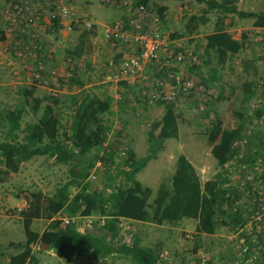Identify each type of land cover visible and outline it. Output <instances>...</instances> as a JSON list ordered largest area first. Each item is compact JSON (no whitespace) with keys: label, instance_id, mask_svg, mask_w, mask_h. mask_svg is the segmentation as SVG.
Listing matches in <instances>:
<instances>
[{"label":"rangeland","instance_id":"1","mask_svg":"<svg viewBox=\"0 0 264 264\" xmlns=\"http://www.w3.org/2000/svg\"><path fill=\"white\" fill-rule=\"evenodd\" d=\"M154 1L168 7L164 24L170 39L181 38L202 56L203 64L200 73L207 91L205 92L206 99L203 101L204 110H198V98H191L176 105L179 115L178 138L165 139L157 152V158L151 159L136 174V177L144 185L153 188L154 193L151 201H153L161 183H170L177 158L182 153L188 158L194 156L193 158L204 160V164L207 166L206 172L204 173L199 168L203 182L215 178L221 171L228 177L230 171L239 168L241 157L238 161L234 158L225 167H220L212 155V147L207 139L214 119H221L222 126L225 128H234L241 123L240 113H243L244 135L247 139L251 138L252 141L250 148L245 144L244 150L240 151L241 148L239 149L244 154L248 151L252 156L258 154V147L264 141V113L258 116L257 110H254L249 103V100L255 98L257 94V83L264 78V30L256 33L255 29L257 28H253L254 19L240 18L235 13L210 9L206 0H150L148 6L153 10ZM234 1L240 9L264 12V0ZM70 2L73 1L70 0ZM77 2H79L78 5L80 4L79 7H77ZM74 3L79 15L78 20L65 21L60 26L63 28L60 31H58L60 28L57 31L50 28L51 32L47 34L44 27L42 32L35 31L33 28L24 33L14 31L17 47L4 48L0 44V56L5 54L15 61L8 65V68L6 67L5 76H0V109L3 111V116L0 117V141L8 139L9 111L18 107L23 108V115L20 119L21 129L16 131L19 133L18 140L24 136L23 128L26 123L39 119L42 109L38 113H34L30 106L25 104L21 94L22 87L33 85L36 86L35 96L44 98L42 108L47 103L46 97H59L60 103L56 106V110L62 123L61 131L67 130L68 134L63 137L66 144L69 145L70 142L66 139L71 133L70 127L74 114V106L70 98L71 95L79 92L82 86L75 84L70 86L68 78L71 74H68V66H76L74 70L79 76L87 80V84L92 83H89L90 85L86 88L102 97H109L112 103L111 112L106 115V119L111 123L107 140L100 149L93 150L91 154L102 155L108 146L113 145L117 149V158L115 157L116 161L114 162L116 165L109 168L110 166L106 167L101 160H98L89 176L92 188L107 194L111 191L112 184L123 182L122 176L118 173L120 168L125 165L119 156H126L128 148L135 151L137 158H141L149 152L152 142L149 140L148 133L152 124L164 115L165 104L145 101L139 97L136 89L130 84L120 85L118 81L109 78L114 72V68L108 64L109 60L115 57L113 46L108 47L111 45L112 38L109 37L106 40L101 29H97L96 24V28H93L96 34H91L85 44L86 58L83 61V69L80 68V64H77L79 58L70 51L77 45L81 31L88 28L85 23L88 14L90 13L92 18L98 22L104 20L102 22L104 25L126 17H121L117 4L109 7L102 5L101 0H92L91 4L88 0H75ZM106 11L112 12L113 15L108 19H103ZM193 16L197 19V22L195 21L197 30L189 33L187 26H194V23L191 22ZM97 17L98 19H96ZM55 24L53 22L52 26ZM219 25L226 27L232 36L241 37L243 32L246 33L248 44L240 53L232 56L228 62L219 67V80L208 82L211 67L216 64V59L214 56L211 64L206 63L204 37L216 30ZM101 26L103 25L101 24ZM99 36H101L100 39ZM95 38L97 41L93 42L92 40ZM38 40L41 43L44 40L50 46L33 48L34 45H29L26 48V43L32 44ZM19 41L22 42V47L19 46L21 45L18 44ZM26 51L29 52L27 55H25ZM94 56L100 59L98 69L94 66ZM69 57H73L75 60L70 61ZM59 58L62 59L60 64L57 62ZM39 62H43L48 68L43 70L48 79L47 83L29 77L32 70H38ZM114 62L116 61L114 60ZM28 66L33 69L30 70ZM248 83H253L250 89ZM159 130L160 128L155 130V135ZM9 140L12 139L9 138ZM261 156L256 155V158L249 162L252 167H256L258 173L264 171V159L261 163L258 160V157ZM109 174L112 177L116 176L114 182L108 177ZM69 179H71L69 164L58 163L54 157L48 155H37L23 162L18 172L11 173L5 181L0 182V253L3 255L1 262L4 261L2 264H8L10 256L21 251V248L15 245L26 239L24 217L33 205L30 199L31 193L41 192L44 197H49ZM256 183L257 186L261 185L259 179H256ZM246 186L247 184L239 189L241 191L239 201L242 205H245L249 200V192L244 188ZM76 191V189H72V194ZM66 215L68 212L64 209L55 218L59 219ZM93 220H95V222L92 221L93 227L83 226V229L88 233H102L105 237H110L102 227L104 221L99 222L100 218L96 216ZM84 222L85 219H79L80 224ZM48 224V219L39 218L34 220L32 228L43 232ZM123 224L120 239L132 243L133 239L139 236L144 246L160 245L161 260L166 263L203 264L205 261V264H246L239 252L240 235L226 225H221L214 234H197V220L193 218H184L176 225L171 223L159 225L129 219H125ZM31 249L33 257L27 264H133L130 257L119 253L99 258L86 253L76 255L71 262H68L55 249L42 250L38 244H32ZM247 263L264 264L263 261Z\"/></svg>","mask_w":264,"mask_h":264},{"label":"trees","instance_id":"2","mask_svg":"<svg viewBox=\"0 0 264 264\" xmlns=\"http://www.w3.org/2000/svg\"><path fill=\"white\" fill-rule=\"evenodd\" d=\"M139 1L147 5L150 2V0ZM206 1L210 9L235 13L240 18H252L254 26L264 27V12L240 9L234 0ZM153 6L161 17L166 16L167 6L160 5L157 1L153 2ZM195 21L197 22L196 17H191L194 26H187L189 33L197 30ZM55 23L51 28L57 31L62 25L57 18ZM91 34H96L93 28L81 31L77 45L70 51L75 57L80 58L84 54L85 44ZM5 38V34L0 36L1 40ZM204 38L206 63L211 64L214 56L216 59V64L211 67L208 81L214 82L220 79L219 67L245 48L247 35L243 32L241 38H235L226 27L219 25ZM75 68L76 66L71 69L68 82L70 86L75 84L82 87L70 98L74 106V114L71 133L66 139L70 142L69 145L63 137L68 134L67 130L61 131L62 123L56 110V106L60 103L59 97H46L47 103L42 108L44 98L35 96L36 86L21 88L25 104L30 106L34 113L42 109L37 121L26 123L21 140H18L19 133L16 131L21 129L20 119L23 108L18 107L9 111L8 139L0 141V182L5 181L11 173L18 172L23 162L37 155H48L54 157L58 163L69 164L71 179L60 185L49 197H44L41 192L31 193L30 199L33 205L24 217L26 239L15 245L20 247L21 251L11 255L8 264H27L31 261L32 244H38L42 250L55 249L68 262H71L76 255L86 253L95 258L119 253L130 257L133 264H170L161 260L160 245L144 246L139 236H136L132 243L120 239L121 219L176 225L184 218H193L197 220V234H214L221 225L237 231L245 224L251 212L239 201L241 191L230 184L231 173L227 177L221 171L215 178L203 182L192 161L182 153L177 158L170 183L159 185L153 201L150 200L154 193L153 188L144 185L136 177L151 159L157 158V152L165 139L178 138L179 115L174 103H166L164 115L152 124L148 133L152 144L145 156L137 158L135 151L130 148L127 149L126 156H119L125 165L118 173L122 176L123 182L112 184L111 191L107 194L93 189L89 176L95 163L101 160L106 167L110 166L109 168L116 165L114 162L117 149L113 145L108 146L102 155L91 154L93 150L100 149L107 140L111 123L106 119V115L111 112L112 103L109 97H102L88 90L85 81L74 70ZM198 69L200 71L201 67L198 66ZM119 84L126 85L125 82ZM248 84L250 89L253 83ZM256 113L261 116L264 110L257 109ZM1 116L3 111L0 109ZM240 116L243 118V113H240ZM242 118L241 123L234 128L223 127L221 119L213 120L207 140L212 147L211 153L220 167H225L239 153L240 146L235 145V142L245 136ZM157 128L160 130L155 135ZM248 140L246 145L250 148L252 141L251 138ZM263 154L264 141L258 147L256 155L264 157ZM256 155L252 156L248 151L243 154L241 161L249 163L256 158ZM108 177L115 181L116 176L112 177L109 174ZM72 189L77 191L72 194ZM64 209L69 216L99 217V222L104 221L102 227L110 237H105L102 233H85L75 224H63L61 219L55 217ZM39 218L49 220L48 227L43 232L32 228L34 220Z\"/></svg>","mask_w":264,"mask_h":264},{"label":"built area","instance_id":"3","mask_svg":"<svg viewBox=\"0 0 264 264\" xmlns=\"http://www.w3.org/2000/svg\"><path fill=\"white\" fill-rule=\"evenodd\" d=\"M48 1L52 7V24L56 18L59 19L61 25L67 20L70 22L78 20L79 15L74 3L75 0H71L73 2L70 0ZM42 2V0H23L11 6L6 13L5 34H13L14 31L20 29H22L20 32L24 33L30 31L34 23L40 24L41 20L39 21V19L43 13ZM102 3L104 5L120 4L123 10L121 17H126L104 25L107 35L126 47L120 59L109 63L114 68V72L109 78L130 84L136 89L139 97L145 101L177 105L185 100L198 98V110H204L203 101L206 99L207 87L204 85L198 69V66L201 67L203 64L202 56L181 38L170 39L164 24L166 16L161 17L145 2L139 0H120V2L102 0ZM87 24L88 28H94V23L88 21ZM18 44L23 46L21 41ZM26 45V48L29 45H34L33 48L40 47L36 46L35 43H26ZM28 53L26 51L25 55ZM69 60L75 59L69 57ZM37 66L38 70L35 71L32 70L33 67L28 66L32 70L29 77L47 83L48 79L43 70L48 68L43 62H39ZM73 68V66L68 67V74H71L70 71ZM256 93L255 98H251L249 103L254 110H264V78L257 83ZM248 141L244 136L237 140L235 145L240 146L241 151L245 149V144ZM240 151L235 157L237 161L244 154ZM258 158L260 163L264 159L263 156ZM239 164L238 169L230 171V184L238 189L247 184L244 188L249 192V200L245 203L244 208L251 212L245 224L237 230L238 235H240L239 252L246 264L249 261L261 262L264 260V171L258 173L256 167L254 168L250 163L243 161H240ZM256 179H259L260 186H257ZM81 218L85 219L83 224L79 223ZM59 219L62 220L63 224L77 225L85 233L83 226L93 227L92 216L66 215ZM125 219H121V229ZM1 256L3 257L0 253V264L4 262H1ZM203 262L205 264V261Z\"/></svg>","mask_w":264,"mask_h":264},{"label":"crops","instance_id":"4","mask_svg":"<svg viewBox=\"0 0 264 264\" xmlns=\"http://www.w3.org/2000/svg\"><path fill=\"white\" fill-rule=\"evenodd\" d=\"M21 1H23V0H0V35L5 34L4 33V29H5V25H6V13H7V11L10 10L11 6H13L15 3H18V2H21ZM42 1H43L42 2V5H43L42 11H43V13H42V16L40 18L41 23L40 24L34 23L31 27L34 28V30H36L38 32H42L43 27H44V30L46 29L45 33L49 34L50 28H51V25H52V23H51V20H52V16H51L52 7H50L51 6V3H49L48 0H42ZM117 1L120 2V0H117ZM88 2H89V4H91L92 3V0H88ZM101 2H102V0H101ZM78 3L79 2H77V7H79V5H80V4L78 5ZM116 3L110 4V5H106V6L113 7V6H116ZM102 5H104V3H102ZM117 7L120 10V14L123 15V10H122L120 4H117ZM112 15H113L112 12H110V11L107 12L106 11V14H105V16H103L104 17L103 19H108ZM96 19H98V17ZM67 21L70 22L69 20H67ZM88 21L90 23H92V24L93 23L96 24L97 29L99 28L103 32V35L105 36V39L106 40L109 39V35H107V32L105 30V27H103L104 24L102 22H104V20L98 22V20H94L92 18L91 14L89 13L88 14V19L85 20L86 25H88L87 24ZM101 24L103 26H101ZM253 28H257V29H255L256 33L264 30V27H256L254 25H253ZM20 30H22V29H20ZM20 30H17V31L20 32ZM60 30H61V28L59 29V31ZM1 32H3V33H1ZM100 37L101 36H99V39H100ZM233 37H235V38H241V37H238V36H233ZM261 37H263V36H261ZM24 38H26V37H24ZM92 41L93 42L97 41V38H95ZM205 42H206V40H205ZM0 44H2V47H4V48H7V47H11V48L12 47H17V40L14 39V34L11 33V34H7L6 35V38L4 40H0ZM35 44H36V46L38 45V46H41L42 48L43 47L50 46V44L48 42L44 41V40H43V43H41L39 40L38 41H35ZM246 44H248V42H246ZM112 46L114 48L113 54H114L115 57H114V59H110L109 60V63L111 61H114V60L117 61L118 59H120L123 56L124 51L126 49V47L123 44L116 42L113 38L111 39V45H109L108 47H112ZM0 58H1L0 59V76H5L4 74H6V67L8 65H10L11 63H14L15 61H13L12 58H10V56L5 55V54H3L2 56H0ZM84 58H86L85 54L79 58V61H77L78 64L80 63V68L81 69H83V66H84V64H83ZM99 60L100 59H98L96 56H94L93 62H94V66L97 67V69L100 67ZM61 61H62L61 58L57 59V62L59 64L61 63ZM23 66H24V64H23ZM15 74H16V71H15ZM82 80H84V79L82 78ZM84 81H85V87H88V85L92 84L90 82H89L90 84L89 83L87 84V80H84ZM193 157L194 156L189 157V159L192 161V163L196 167L198 173L199 174L201 173L199 168H201L204 171V173H205L206 170H207V166L204 164V160L203 159H200V158H197V157L196 158H193Z\"/></svg>","mask_w":264,"mask_h":264}]
</instances>
